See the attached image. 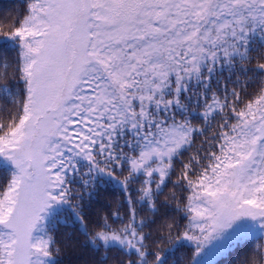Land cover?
Listing matches in <instances>:
<instances>
[{
	"label": "snow or ice",
	"instance_id": "1",
	"mask_svg": "<svg viewBox=\"0 0 264 264\" xmlns=\"http://www.w3.org/2000/svg\"><path fill=\"white\" fill-rule=\"evenodd\" d=\"M0 264H264V0H0Z\"/></svg>",
	"mask_w": 264,
	"mask_h": 264
}]
</instances>
